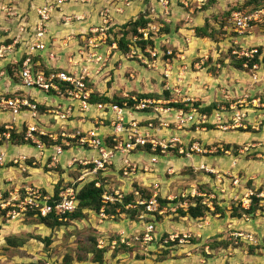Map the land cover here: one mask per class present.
<instances>
[{
  "label": "rangeland",
  "instance_id": "obj_1",
  "mask_svg": "<svg viewBox=\"0 0 264 264\" xmlns=\"http://www.w3.org/2000/svg\"><path fill=\"white\" fill-rule=\"evenodd\" d=\"M184 1L178 0L172 4V0H128V2L125 0H62V3L58 5V0H0V38L3 37V41L7 40L5 36L8 35L10 29L15 38L22 36V34L26 35L28 32L27 21L31 14L33 15L38 8L53 7L50 22L48 21V25H46V37L49 38L52 26L61 27L52 30V34L57 39L56 43L61 42L62 50L64 52L69 51L66 65L72 66L74 69L83 67L87 73L93 75L91 76L93 90L105 98L121 99L123 96H135L133 93L161 95L167 90L170 95L169 100L179 102L189 100L194 104L199 103L201 107L215 104L216 106H226L229 110L230 105H235L238 111H243L251 106L254 108L253 103L263 107L264 90H261L260 93L257 92V96L253 98L252 90L257 86H264V75H261L264 69H247L244 62H242L241 67L238 61L241 60L238 53L249 52L254 47L264 51V17H261L260 23H252L251 28L244 35H238L230 22L231 13L236 12V8H239L243 14L253 13L251 7H244L248 0ZM70 7L80 8L81 11L77 15L74 12L67 14L66 10ZM145 14L146 17L152 18L155 23H166L169 27L165 35L155 36V48L153 50L157 53L156 57L151 56L150 59L142 57L141 59L138 57L139 54L135 55L134 48L123 54L117 44V41L123 36L122 32L128 30V27L125 28L123 25L130 20H137ZM54 16L56 18L53 19ZM64 17H71V20L65 21ZM198 18L201 19L200 23H196ZM78 22L86 24L85 33L77 35L78 33L75 34V31L72 33L68 31L64 35L61 34L64 26H73ZM206 25L208 26L207 31L213 32L214 39L212 41L208 38L203 41V38H198L195 35L196 28H203ZM22 27H25L27 31H24ZM99 28L108 29L106 41L100 44L99 41L89 43L88 39L94 34L98 35V32L94 34L93 32L98 31ZM152 29L155 32L158 31V27ZM61 35L63 36L59 38L58 36ZM126 38L133 39L131 35ZM109 40H116L113 41L115 44H109ZM97 44L99 47L93 49ZM53 45V42L51 45L46 43V49L50 46L53 47ZM146 50H150V48ZM50 56L53 57L52 54ZM100 56L101 61L98 62ZM69 58L73 61L67 64ZM10 60L7 59L3 62ZM1 63L0 68L6 66ZM16 70L17 66L14 68V71ZM167 72L168 77L165 76ZM250 110L252 116L248 113L247 119L249 121H243V124L247 126V132L242 131L245 130L243 128L222 132L211 125V128L207 127V132L199 133V136L197 134L198 139H195L206 148L211 146L225 148L227 145L232 148L228 155L217 152L204 156L218 157L221 162L227 157L233 158L238 170L239 166L241 167L247 162L242 166L243 171L240 170L236 174L238 178L233 177L238 182L236 186L241 185V189L244 190L249 189L248 182L251 180L249 176H246V173L254 169L251 166L253 162L254 165L264 163V140H260L259 146L253 147L255 142L252 139L254 133L261 132L264 135V121L257 120L258 113L254 112L252 108ZM255 110L259 113V110H262L261 114H264V108L255 107ZM6 116L9 117L5 113L0 114V121L6 120ZM227 122L231 124L230 120ZM77 126L79 130L85 132L90 129L89 124ZM251 126H255L259 130H253ZM193 135V133L191 137L187 135L190 141L194 140ZM0 142V144L7 143L4 140H0ZM236 142H240V144H234ZM50 145L51 142H48L46 152H37L34 158H42L48 152L53 154V151L49 149ZM74 145L75 143H71L68 153L65 152L64 154H70L71 158H83L88 155L82 154L78 149H75ZM12 149L27 152L32 148L27 145ZM258 154L260 156H257ZM23 155L26 154L20 156ZM204 156L200 155L199 158ZM38 161L40 162L38 165L32 163V167L24 166V171L12 166L6 168V174L11 179L8 182L13 181L15 186L21 183L20 187L24 186L19 189L20 194H23V189L26 188H44L42 185L46 181L48 183L44 186L49 187L46 190L52 191V194L57 187L56 184L61 190L64 186H70L76 189L78 193L82 186L94 181L93 176L87 172L82 173L81 169H65V165L61 161L59 166L55 164L50 168L47 167V164L50 163L43 162L41 164V161ZM217 164L218 162L214 160L210 166L209 160L206 159L204 166L215 168ZM35 166L37 168H34ZM45 167L46 169H44ZM110 169L106 174L107 177L102 178L99 175L100 183L103 186L117 184L115 179H120L119 172L115 168L111 167ZM201 172L203 175H207L206 172ZM254 172L252 173L256 175L257 172ZM191 174L192 171L189 168L177 170L176 175L183 176L180 178L182 182L177 187L172 188L167 195L177 196L174 201L175 206L184 205L181 202L183 198L180 197V194L191 193L188 191V189H192L190 185L197 184L198 181ZM219 174L221 173L219 172ZM226 176L227 179L232 178L230 173ZM145 177L148 175L145 174ZM49 178L58 179V182L55 183ZM259 179L264 181L262 177ZM122 181L129 183L132 179L122 178ZM53 182L55 184H52ZM219 184V188H217L216 185L210 187L198 183L197 188L193 189L199 190L201 194L204 191L207 195H213L216 198L214 201L220 202L216 193L224 192L225 188L222 187L224 186L222 182ZM16 190L14 189V191ZM160 194L162 193L160 192ZM161 196L165 195L162 194ZM238 197L239 193L234 198L237 199ZM234 198L226 201L225 207L220 206L224 213H220L219 217H215V213H208L205 218L200 220H191L187 216L183 217L179 213V209L187 210L189 201L186 200V206L171 211L170 208H173L171 205L165 215H154L151 219L142 220L144 223H153L155 232H157L154 240L148 244H143L141 241V231L139 230L141 220L138 219V213L135 216L131 212V215L124 214L123 217L100 223L97 216L84 210L83 213L86 218L68 221L53 230L38 225L27 216H19L15 220L7 221L0 213V264H64L66 256L72 259L70 264H95L93 259L96 253H89L93 245L92 240H97V243L99 240H103L102 247L107 246L106 252L110 251L104 256L103 264H264V235L253 236L256 243H250L247 239L236 238L232 235V233L238 232L251 235V232L236 229V227H231L228 224L233 221L231 218L232 209L236 208L237 210L241 204V197L237 200ZM202 202L209 203V200L206 197L203 198ZM245 206L247 205L245 204ZM227 207L230 209L228 210ZM258 208L264 212V209L259 205ZM245 216L248 217V215ZM248 219L250 220L249 217ZM258 227L263 228L264 224H260ZM11 236L24 240L25 244L20 248H5L4 240ZM31 236L49 238V244L33 240ZM116 238H118V244L114 246L116 250H111L108 245L110 241ZM122 239L125 244L120 243ZM164 240L173 241L166 244ZM115 255H117L116 258Z\"/></svg>",
  "mask_w": 264,
  "mask_h": 264
},
{
  "label": "built area",
  "instance_id": "obj_2",
  "mask_svg": "<svg viewBox=\"0 0 264 264\" xmlns=\"http://www.w3.org/2000/svg\"><path fill=\"white\" fill-rule=\"evenodd\" d=\"M125 1L128 2V0ZM61 3L62 0H58V5ZM52 8L45 6L42 9H37L39 19L32 29L33 36H30L29 32H27L26 35L17 36L12 44H1L0 60L11 59L8 63L18 66V78L23 91L42 93L47 99L55 98L58 101L56 100L57 102L52 104L46 101L43 105H40L30 94H19L16 96L0 94V114L6 113L11 117L9 125L5 126L7 131L0 134V140L4 139V141L10 142V131L13 130L12 124L17 123L24 116L28 117V124L22 127L23 139L38 153L46 152L48 142H51L49 149H53V154L48 156L50 159V164H47L48 168L60 162V157L64 152L62 144L69 148L71 143H75V149L88 155L83 158L73 157L66 162L65 167L81 169L82 173L87 172L94 178V181L90 182H93L96 188H103L101 196L102 206L99 212L95 213L100 223L107 220L112 221L116 217L123 216L124 213H121L120 208L116 209L113 215H108L106 210L117 203L123 205L128 195H133V200L124 204V209L126 211H140V219L153 217L155 213L163 216L171 205L173 206V208H170L171 211H175L184 205L186 206L187 203L185 201H181L184 205L175 206L176 203L174 201L177 196H161V185L156 181L151 183L152 187L148 192L149 194H147L136 187L126 192L114 189L110 184L103 186L99 179L100 176L102 178L107 177L106 174L111 170V167L119 172L120 178H131L140 174L153 175L159 159L168 155L184 158H189L192 155L204 156L217 152L228 155L229 149L221 146L206 148L200 142L195 141L196 138L194 137V140L192 139L191 141L189 138L186 139L184 134L191 133V128L193 127L192 133L206 132V124L213 125L216 130L223 132L237 128L246 130L247 126L243 124V121H249L247 118L250 107L243 111H238L235 105H230L229 110L225 105V107L218 105L213 113L207 116L204 112L200 113L194 102L191 103L189 100L180 102L169 99L139 100L136 96H123L121 98L123 100L122 105L116 103H91L90 99L95 91L89 86V83L93 84L91 79L93 75L87 73L83 67L74 69L72 66H67L66 69L46 75L44 71L38 70V63L33 59L35 53L45 50L46 46L42 40L46 35V25L50 20ZM261 17H264V6L249 15L241 12L233 13L231 22L235 32L238 35H244L251 28L252 23L261 22ZM63 19L65 21L71 20L70 17H64ZM76 20L80 19L76 18ZM153 27L155 26L148 25L147 29L139 30L138 32L143 33V39L146 40L149 37V32L154 31ZM22 28L27 31L25 27ZM107 30V28H99L98 31L93 32V34L98 32V35L94 34L93 37L89 38V43L99 41L100 44L105 42ZM135 40L136 37L133 38V41ZM19 46L22 48V56L19 53L20 56L17 57L19 51L17 47ZM97 47H99L98 44L93 49H97ZM133 50L135 55L139 54L138 57H141V59L144 57L138 49ZM144 52L148 53L150 57L153 56V58L157 54L154 50H145ZM257 54L258 49L254 47L249 52L238 53V57L244 60L243 62L246 64L245 67L247 69H264V54H261L259 61L253 63L250 67V62ZM67 61V64H70L73 60L69 58ZM99 61H101V56L98 59ZM167 74L168 72L165 75L166 77H168ZM129 101L134 102L135 105L129 106ZM177 103H188V111L172 106V104ZM252 105L260 109L264 108V106L260 107L255 103ZM38 106H44V110L39 109ZM199 108L203 107L199 106ZM43 118L46 120V125H49L48 127L40 124ZM258 119L264 121V116L260 117L258 115ZM228 120L231 121V124L227 122ZM73 122L76 124L73 125ZM79 124H89L91 127L85 132L77 128ZM251 127L253 130H259L255 126ZM102 130L108 131L107 134H102ZM43 139H46L47 143ZM108 139L112 144L111 146L107 145L106 140ZM146 147H149V150H146ZM175 150L177 154L174 153ZM139 153H146L149 156V160L143 163L136 160L135 156ZM28 159L27 155H19L7 161L2 153L0 154V169L12 166L24 171V166H29L27 164ZM199 170L216 176L218 180L221 179L219 172L212 168L202 165ZM168 173L171 174L170 169ZM105 182L107 183V180ZM232 182L234 186L238 183L235 179ZM190 192L189 194L182 193L180 197L183 199L188 196L191 198L195 196L207 197L209 203L203 202V204L206 205L210 212H214L212 202L216 198L213 195L201 194L194 189ZM20 193L19 190H13L5 196V191L0 187V213L6 212L2 216L7 221L10 219L15 220L28 211H35L40 217L54 214L61 219L64 215L74 212L79 205L77 190L70 186L62 189L58 194V200H54V202L53 194L43 195L40 188H26L23 194ZM161 197L168 201L167 205L162 206L159 201ZM253 197L258 198L260 200L259 206L264 208V192L256 194L248 190L240 199L241 207L247 210ZM237 199L235 198V200ZM244 202L247 206H245ZM243 217L248 218L245 215ZM153 231L154 227L152 224H145L141 230L143 233L141 240L143 244L151 243L154 240ZM233 236L247 239L250 243H256L249 234L245 235L242 232H238L233 234ZM102 242L103 240H99L97 243L98 249L104 248V246L102 247ZM164 243H167V241ZM115 245H117L116 241L110 243L111 250L114 249Z\"/></svg>",
  "mask_w": 264,
  "mask_h": 264
},
{
  "label": "crops",
  "instance_id": "obj_3",
  "mask_svg": "<svg viewBox=\"0 0 264 264\" xmlns=\"http://www.w3.org/2000/svg\"><path fill=\"white\" fill-rule=\"evenodd\" d=\"M175 1H178V0H172V2H173L172 4H174ZM180 1L181 2H185L184 0H180ZM79 11H81V9L80 8H76V7H70L69 9L66 10L67 14L68 13L70 14V12H74V14H76V15L80 13ZM66 12H64V13H66ZM54 18H56V16H54L53 19ZM28 19L29 20L27 21L28 22L27 30L29 32V35L30 34L33 35L32 28L35 27V25L37 23V20H38V17L36 15V13L34 12L33 15L31 14V16ZM200 21H201V19L198 18L196 23H200ZM85 25H86L85 23L82 24V22H78V23H76L73 26H70V25L64 26V30L61 31L62 32L61 34L64 35L65 33H68V31H70L71 33L73 31H75V34L78 33L77 35H79L80 33H85V31L87 30V27ZM60 28L61 27H59V26L58 27L52 26L50 28L51 33L49 32L50 33L49 38H47L46 35H45L43 40H42L43 43H45V44L48 43L49 45H51L52 42H53V44H54L53 47L50 46V48L45 49L42 52H38V56H37V57H39L38 58V64L39 65H41V64L45 65V67L47 69H56V70H60L61 69L62 70V69H66L67 68L66 59H67V56H69V51L64 52V50H62V48H61V42L60 43H56L57 39L52 34V30L54 31V30L60 29ZM1 30H3V29H1ZM12 33H13V31L10 29L8 35L5 36V38L7 39L5 41L2 40L3 37L0 38V45L1 44H3V45L12 44L14 42V40H15V37L12 36ZM51 34H52V37H51ZM63 35L58 36V37L60 38ZM47 39H48V41H47ZM8 41H10V43H7ZM59 41H61V40H59ZM203 41H205V39ZM18 48H19V51L17 53V57L20 56V55L22 56V53H21L22 52V48L20 46L17 47V49ZM19 53H20V55H19ZM50 54L53 55V58H52V56H50ZM3 61H6V60H0V62H2L1 64L3 65V63H4V65H6V66L0 68V94H3V95H5L4 93L12 94V95H19V94L20 95H25V94L27 95V94H30L31 97H34L36 102H38L39 104H42V105L46 101L47 102L49 101L50 104L55 103V102L58 101V99H55V98L49 100L42 93L27 92V91L25 92V91H23L21 89V87H20V80L18 78L17 70L14 71V69L13 70L11 69L14 74L10 75L9 69L7 68L8 65H10V64L8 63V61L7 62H3ZM12 66H14V65H12ZM262 71L263 72H261V75L263 76L264 75V70H262ZM261 90H264V86L255 87L254 90H252V92L254 93L252 95V98L256 97L257 96L256 93L257 92L260 93ZM16 92H21V93L17 94ZM13 93H15V94H13ZM42 95H43V97H41ZM251 108H252V106L250 107V109ZM250 109H249L248 113H249V115L252 116V114H250L251 113ZM252 109H254V112L258 113L259 116H262V117L264 116V114L263 115L261 114L262 110H259L260 111V113H259L257 110H255V107L252 108ZM10 120H11L10 116L7 117L6 120L2 119L0 121V127L5 125V124H9ZM45 121L46 120L43 118L41 120L40 124L42 126L45 125L46 127H48L46 125ZM28 122H29V118L24 116V118H21L20 121H18L15 124H12L13 125L12 127L14 129H16L18 132H20L22 130V127L27 125ZM75 124L76 123L73 122V125H75ZM90 127H91V125H90ZM107 132L108 131H106V130H102L101 131V133H103L105 135L107 134ZM199 133L202 134V132H200V131L196 132V133H193L195 135V136L193 135V137L198 139V136L200 135ZM197 134H198V136H197ZM187 135H189V137H191L192 132L189 133V134H187V133L184 134L186 139L189 138V137H187ZM261 135H262L261 132L253 134L252 139L255 142L253 144V147L259 146L261 144V141L264 140V138H263L264 135H262V136ZM235 141H237V140H235ZM229 144H231V143H229ZM234 144L238 145V144H240V142H236ZM17 146L18 147H26L27 145H13L11 142H7V143L3 142L2 144H0V154L3 153L5 155V158H6L7 161L10 160L12 157L19 156L21 154H26L29 158L36 157L37 152L34 150V148L32 146H31L32 149L30 151L26 150L27 152L22 151V150L12 149L13 147H17ZM229 150H232V148H230ZM66 153H68V152H66ZM51 154H52L51 152H48V153H46L45 155L42 156V157H45V158H41L40 157L39 159H37V158H35V159L37 161L40 160L41 164H43V162L45 163V162H47L49 160L48 156H50ZM32 155H35V156H32ZM70 156H71L70 154H67V155L64 154V157L61 155L60 161L65 164L67 161L71 160ZM199 156L200 155H192L189 158H184V157H177V156H174V155H168L166 157H162V158L159 159L158 165L156 166L155 174L148 175V177H145V175H142V174L137 175L135 177H131L132 181H130L129 183H124L122 181V178H120L119 180L114 178L116 180L115 183L117 182V184H113V185H111V187L114 188V189H118V190H124L126 192H129L132 188L136 187V188L140 189L142 192H146L147 193V191H150V189L152 187L151 183L156 181V182H159L160 185H161V189H160L161 193L163 195L167 196L171 192L172 188H175V186L177 187L178 184L182 182V180H180V178H182L183 176L182 175H176L177 170H180L182 168H189L190 171H192L191 175L192 176L194 175L196 181H198L197 184L199 183V185H209L210 187L216 185L217 188H219L218 187L220 185L219 183L222 182L224 184V186H222L223 188H225L224 192L216 193L217 194V199H218V201H220V202H218V204L221 207H225V205L227 204L226 201H228L229 199L233 200V198L235 197L236 194L239 193V197H242L247 192V190L241 189V185L239 187H237V186H233L231 184L232 180L234 179L233 177L234 176L236 177V174H238V172L240 170L243 171V167L242 166L245 165L247 162L245 164H243L241 167L239 166V170H238L236 168V166H235V159H233V158L227 157L226 160L221 162L220 160H218L219 159L218 157L204 156V157L199 158ZM257 156H260V154H258ZM135 158H137L136 160H139L141 163L149 160V156L146 153H143V154L139 153V154H137L135 156ZM206 159L209 160V165L210 166H212L214 160L216 162H218V164H217V166L215 168L214 167H208V168H212L215 171L220 172L221 173L220 174L221 175L220 176L221 177L220 180L216 179V176H213V175H209V174H207V175L204 174L203 175V173L199 170L200 166L205 165ZM226 166H229V167H226ZM251 166L254 169L250 170V171H248L246 173V176H249L250 177L249 179L251 180V182H248V187H249L248 190H251L252 192H264V181L259 179V177H262L264 179V163L255 164L254 165V162H253V164ZM237 167H238V163H237ZM6 168L7 167L0 169V187H1L2 190L5 191V195L8 194L9 192H12L14 189L19 190V189L24 187V186L20 187L21 183H20V185L15 186V185H13V183H14L13 181L12 182H8V181H11V179L6 174ZM169 169L171 170V174L168 173ZM254 171L257 172L256 175L252 173ZM229 173H230V175L232 177L231 178L232 180L226 178L227 177L226 175H229ZM223 174H224V176H222ZM185 177H186V175H185ZM236 178H238V177H236ZM49 179L54 181L55 183L58 182V179L57 180H53V178H49ZM54 182L52 184H55ZM215 182H217V183H215ZM46 183H48V182L46 181ZM46 183L42 185L45 190H46V188L49 189V187L44 186V185H47ZM197 184H191L190 187L192 189L193 188H197ZM192 189H190V190L188 189V191H191ZM211 189H212V191H214L213 188H211ZM46 191L49 192V193L50 192L52 193V191H50V190L49 191L46 190ZM230 191H232V192H230ZM227 209L229 210L230 207H227ZM219 216H220V213H215V217H219ZM248 217L250 218V220L248 218H245V217L242 216L241 219H233V221H230V223H228V224H230L231 227L232 226L236 227V229H239V230H242V231H246V232H249V233L251 232L250 234H251L252 237L253 236H255V237L259 236L260 234L264 235V229H263L264 227L263 228L258 227L260 224H264V212L263 211H256L255 214L248 215ZM139 227H140L139 228V230H140L142 227H141V225ZM120 233L118 234L119 237H120ZM233 234H235V233H232V235ZM117 239L118 238L115 239L116 242H117ZM115 240H113V241H115ZM113 241H110V243L113 242ZM120 243L125 244L123 242V239L120 240ZM117 244H118V242H117ZM113 250H116V248L113 249ZM108 253H110V251L106 252L105 255L108 254ZM116 257H117V255H115V258Z\"/></svg>",
  "mask_w": 264,
  "mask_h": 264
},
{
  "label": "trees",
  "instance_id": "obj_4",
  "mask_svg": "<svg viewBox=\"0 0 264 264\" xmlns=\"http://www.w3.org/2000/svg\"><path fill=\"white\" fill-rule=\"evenodd\" d=\"M263 4H264V0H248L245 3L244 7H251L252 8L251 11L255 12L258 9L262 8L264 6ZM235 10H237L236 12H240L239 8H236ZM250 14H252V13H250ZM247 15H249V14H247ZM146 16H147L146 14L144 16L141 15L139 17V19L134 20V21L130 20L125 25H123V27H125V28L128 27V30L123 31L122 32L123 36L117 41L118 48L122 51L123 54H126V53L130 52V49L134 48L136 50L138 49L139 52L144 57L150 59V55L148 53H145L144 51L147 48H150V50H153L155 48V36H157V35H161L162 36V35H165L168 32L169 27H167L166 23H161V22L155 23L154 20H152V18H150L149 16L148 17H146ZM148 24H152V25H155V27H158V32L150 31L148 39L145 40V39H143V33H139L138 31L147 29ZM207 27L208 26L206 25L203 28H196L195 29L196 37L203 38V39H205V38L207 39L208 38V39H210L212 41V39H214L213 32H208L207 31ZM128 35H131L132 38L136 37V40L132 41L133 39L126 38ZM113 41H116V40H113ZM113 41L109 40V44H112ZM7 43H10V41H8ZM261 54H264V51L262 49L258 48V54L250 62V67L253 65V63L259 61ZM37 56H38V53H36L33 56V59H34V61H36L38 63V58L39 57H37ZM165 58H167V56H165ZM238 61H239L240 65H241V67H242V62L244 60H238ZM7 68L9 69L10 75H13L14 73H13L12 70L15 67L10 64V65H8ZM37 68L40 71H44V73L46 75H48L51 72H57V71L61 70V69L60 70L47 69L45 67V65H43V64H41V65L38 64ZM89 86L92 87V84L89 83ZM16 93L18 94V93H21V92H16ZM168 93L169 92L166 90L161 95H157V94H136V93H133V95H135L137 97V99H139V100H141V99L165 100V99H169L170 95ZM5 95L6 96H10V94H7V93H5ZM90 102L91 103H116L118 105H122L123 100L122 99H118V98H116V99L115 98H112V99L105 98V97H103V96H101V95H99L98 93L95 92L91 96ZM133 105H135V103L132 102V101H129V106H133ZM194 105H195L196 108L199 109L200 113L204 112L205 114H207V116H210L213 113V111L215 110V108H216L215 104L209 105V106H205L203 108H199V103H195ZM172 106L176 107L177 109L178 108H183L185 111H188V109H189L188 103L187 104L177 103V104H172ZM38 107H39V109L44 110V106H38ZM7 125H9V124H5V125L0 127V134H2V133L7 131L5 129V126H7ZM205 126L206 127L209 126L210 128L212 127L210 124H206ZM191 130L193 131L194 127L191 128ZM242 131L247 132L246 130H242ZM23 134H24L23 131L18 132L16 129L13 128V130L10 131V142L13 145H28L23 139ZM2 140H4V139H2ZM43 140L47 143L46 139H43ZM106 142H107L108 146L112 145L109 139L106 140ZM62 148L64 150L68 149V147H65L64 145L62 146ZM225 148L226 149H230V146L227 145ZM145 149L149 150V147H146ZM174 153L177 154V151L175 150ZM33 162L35 163V165L40 164L33 157H31V158H29L27 160V164L29 166H31V167H32V163ZM48 162H50V159H49ZM56 165L59 166L60 164L57 163ZM34 168H37V166H35ZM44 169H46V167ZM56 185H57V187H56V189L54 191V194H53V202H54V200L55 201L58 200V194L61 191L60 187L58 188V184H56ZM64 188H65V186H64ZM40 189H41V192H42L43 195H46V194L49 193L44 188H40ZM23 191H24V189H23ZM202 192L207 194L204 191H202ZM102 193H103V188H96L95 184L93 182L89 183V184H85L84 186H82V188L77 193V199H78L79 205H78L77 210L75 212L70 213V214H66L61 219H60V217H58V216H56L54 214H49V215H47L45 217H40L35 211H33V212L28 211L25 214H23L22 217L27 216V217L31 218L33 221H35L38 225L44 226V227H46L49 230H53V229H55L57 227L62 226L64 223H67L68 221L82 220V219L86 218V215L83 213L84 210H86L88 212L98 213L100 208H101V206H102V203H101ZM258 193L259 192H256V194H258ZM5 196H7V194ZM132 200H133V195H128L125 198V203L124 204H126L128 202H131ZM159 200L162 203V205H167L166 204L167 203L166 200L161 199V198H159ZM186 200L189 201V203H188L189 205H188L187 210L184 211L182 209H179V213L183 217L187 216L191 220L203 219V218L206 217V215L208 213H213V214L214 213H223V209L219 206L217 201L215 202L213 200L214 212H210V210L206 207V205L203 204V202H202L203 198L202 197L196 196L194 198H191V197L188 196L187 198L182 199V201H186ZM259 202H260V200L258 198L253 197L252 201H251V205H250V207L247 210L242 209L241 208V204H240L238 206L237 210H236V208L232 209L231 218H233V219H241L243 215L255 214L256 211H260L261 210V208H258ZM124 204L122 205L120 203H117L114 206H110L106 210V213L108 215H113V214H115V211L118 208H120L121 213L130 214V215H131V212H133L132 215H135L136 213H138V212L132 211V210L126 211L124 209ZM5 213H6L5 211L2 212L3 215H5ZM31 237H32L33 240H37L40 243L49 244V241H50V239L46 238V237H44V238H42L41 236H31ZM4 241H5V245H6L5 248H8V249L20 248V247H22L25 244L24 240H20L19 238H16V236L7 237V238H5ZM92 241H93L92 242L93 245H92V248L90 249L89 253H91V252L92 253L93 252L96 253V255H95L94 259H93V262L95 264H103L104 263V256H105V253H106L107 249L99 250L97 248V240H92ZM168 242L169 241H167V243ZM71 261H72V259L69 258V256H66L64 258V264H70ZM80 261H82V260H80Z\"/></svg>",
  "mask_w": 264,
  "mask_h": 264
},
{
  "label": "clouds",
  "instance_id": "obj_5",
  "mask_svg": "<svg viewBox=\"0 0 264 264\" xmlns=\"http://www.w3.org/2000/svg\"><path fill=\"white\" fill-rule=\"evenodd\" d=\"M21 131H23V130H21ZM62 146H63V145H62ZM51 150L53 151V149H51ZM63 150H64V149H63ZM68 150H69V149L64 150L62 156L64 155L65 152H68ZM71 159H72V158H71ZM48 161H49V160H48ZM48 161L45 162V163H49ZM67 162H68V161H67ZM65 164H66V163H65ZM65 164H64V165H65ZM66 168H68V167H65V169H66ZM71 169H76V168H71ZM76 170H78V169H76ZM147 194H149V193L147 192ZM147 197H148V196H147ZM161 199H164V198H161ZM164 200H166V199H164ZM159 201H160V200H159ZM166 201H167V200H166ZM160 203H161V202H160ZM167 203H168V201H167ZM161 204H162V203H161ZM164 206H165V205H164ZM76 210H77V209H76ZM76 210H75V211H76ZM75 211H74V212H75ZM132 211H136V212H138V219H140V218H139V215H140L139 212H140V211H137V210H132ZM72 213H73V212H72ZM91 213H93V212H91ZM93 214L95 215V213H93ZM124 214H125V213H124ZM154 215H155V216H160V215H157L156 213L153 214V217H154ZM123 216H125V215H123ZM123 216H121V217H123ZM153 217H147V218H145V219H140L141 221H140L139 223H141V227H142V228L140 229V231L144 228L145 224L148 223V222H145V223H144V222H142V220L151 219V218H153ZM110 221H111V220H110ZM103 223H104V222H103ZM139 223H138V224H139ZM150 224H152L153 227H154V224H153V223H150ZM155 231H156V230H155V227H154V231H153V234H152V235H153V238L155 237V235H156V233H157V232H155ZM142 234H143V233L140 232L141 240H142ZM106 247H107V246H106ZM106 247H105V248H106ZM109 247H110V243H109V245H108V248H109ZM105 248H103V249H105ZM110 249H111V248H110ZM114 249H115V248H114ZM99 250H101V249H99ZM112 250H113V249H112Z\"/></svg>",
  "mask_w": 264,
  "mask_h": 264
},
{
  "label": "bare ground",
  "instance_id": "obj_6",
  "mask_svg": "<svg viewBox=\"0 0 264 264\" xmlns=\"http://www.w3.org/2000/svg\"><path fill=\"white\" fill-rule=\"evenodd\" d=\"M39 9V8H38ZM35 12H36V15H37V17H38V14H37V9L35 10ZM52 13V12H51ZM233 13H236V12H233ZM232 13V14H233ZM232 14H231V17H232ZM50 18H51V14H50ZM71 18V17H70ZM38 19H39V17H38ZM76 19V18H75ZM37 22H38V20H37ZM50 22V21H49ZM230 22H231V19H230ZM66 23V22H65ZM37 24V23H36ZM47 25H48V23H47ZM148 25H151V26H154V25H152V24H148ZM231 25H232V22H231ZM232 27H233V25H232ZM234 29V28H233ZM235 31V30H234ZM30 36H33L32 34H30ZM89 40V39H88ZM115 43H113L112 45H114ZM45 46H46V44H45ZM45 49H46V47H45ZM42 52V51H41ZM38 53V52H37ZM36 54V53H35ZM34 54V55H35ZM13 65V64H12ZM15 67L17 66V65H14ZM63 70V69H62ZM61 71V70H60ZM17 73H18V66H17Z\"/></svg>",
  "mask_w": 264,
  "mask_h": 264
}]
</instances>
